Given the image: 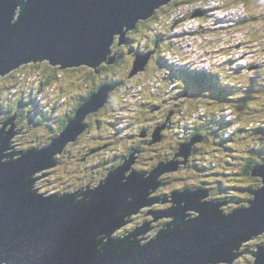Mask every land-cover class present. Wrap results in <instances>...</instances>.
<instances>
[{
  "label": "water",
  "instance_id": "1",
  "mask_svg": "<svg viewBox=\"0 0 264 264\" xmlns=\"http://www.w3.org/2000/svg\"><path fill=\"white\" fill-rule=\"evenodd\" d=\"M171 1L0 0V76L24 63L44 59L62 67L88 64L98 71L104 60L108 64L116 61V50L127 42L129 31ZM18 6L22 7L21 16L13 23ZM117 36V48L112 53ZM153 52L135 55L130 76L145 68ZM113 87H100L76 110L64 136L55 137L42 149L21 152L11 146L18 111L0 122V264L231 263L240 253H252L251 264H264V243L254 251H238L246 240L264 232V163L252 169L261 184L250 192L253 197L248 205L230 212L220 207L227 203L225 200H204L211 194L208 189L175 191L171 200L168 196L146 198L160 184H168L159 182L158 176L178 169L181 161L173 160L174 156L149 175H125L138 156H134L138 148L122 165L110 170L93 191H75H84V196H74L75 192L46 196L33 188L37 179L49 173L38 178L33 175L59 163L51 160L53 155L74 140L83 128L81 121L106 103ZM9 123L10 129L5 131L4 125ZM202 139L195 134L181 144L178 154L185 157L183 163ZM7 149L13 151L5 161L2 158L8 156L3 151ZM16 154L21 156L11 159ZM160 199L173 204L165 213L157 211L152 216L173 218L155 240L140 242L150 229L147 222L125 237L111 238L132 212Z\"/></svg>",
  "mask_w": 264,
  "mask_h": 264
},
{
  "label": "rangeland",
  "instance_id": "2",
  "mask_svg": "<svg viewBox=\"0 0 264 264\" xmlns=\"http://www.w3.org/2000/svg\"><path fill=\"white\" fill-rule=\"evenodd\" d=\"M193 3H191V2L187 3L186 2L185 4H193ZM162 7H163V5L159 8H162ZM199 9L202 12L203 11L206 12L204 10V8L184 9V8H182L181 5L174 6L173 4H171V6L169 8H167L166 13L160 12V14H163V17L161 16L162 21L159 18V20L156 21L157 23L154 24V26L165 24L166 28H165L164 32L158 33L156 31V33L159 34L161 40L162 39L164 40L166 38H171V40H173L176 37L187 34V33H180L179 35H174L172 29H174L178 24H180L182 19L189 18V16L193 15V12H191V11H197ZM172 12L176 13V17H178L179 14H183V13H185V14L176 20L175 24H177V25H175V26L171 25V28H170L168 22L172 19V15H171ZM206 14L207 13H205V15L204 14L195 15V16H192V18H207ZM239 23H240V25H243V24L247 23V21L246 20L240 21ZM154 26L152 27L151 31L154 30ZM168 28H169V32L172 33V35L169 33H166V32H168ZM221 30H223V29H221ZM196 35H199V33H196ZM251 38H252V40H256V41L260 40V37L258 36V34L252 35ZM115 41H116V39H115ZM166 42L167 41H163L161 43V46H160L159 53L161 54V57H160L161 60L159 62H156V61L151 60V57H150L145 68L143 70L139 71L138 73H136L137 74L136 78L139 80V82L135 83V81H137V79H135V81L134 80L130 81V84L132 86V90L134 92L139 93L141 91L140 85L145 86L143 91H142L141 96H144V94H149V95L151 94V92H152L151 88L153 85L149 83L150 81H154L157 79L161 80L162 82H163V80H166V79H170V82L174 81V80L178 81V79L185 78L187 73L192 72V71L188 70L187 68H176V69H178V72L177 71H174V72L177 75H161L163 73V70L168 69L169 72H171V70L173 69V68L168 67V64H171V63L167 58H165V55L163 52V48L166 47ZM138 43H136V46H138ZM246 43H247V40L243 41L242 44L236 45V47H241V46H243V44H246ZM116 46H117V44H116ZM116 46L113 45V47H112L113 53L115 51L114 48ZM261 46L264 47V42H262ZM129 49L131 50V49H133V47H130ZM130 50L128 53L131 52ZM178 52H179L180 56H184L186 54L182 50V46ZM152 54H151V56H152ZM246 55H247V53H246ZM33 62L34 61L28 62L26 64L24 63L23 65H20L16 69L8 72L3 77H0V110H1L0 111V122L11 117V116H9V117L6 116L9 113V111L8 112L6 111L7 107L10 106V108H12V110L14 111L16 108L15 109H13V108H14V106H16V103H18V107H17L16 111H18L20 114L18 113L17 117L13 121L14 125H15L14 126L15 135L13 137H11L14 140V141H12L13 148L17 151H20L23 149H26L24 151H29V150L33 149L32 147H30L31 145H30V142L27 140V138H28L27 136L34 135L35 132H38V131L41 132L42 135L37 134L35 136V137H37V141H32L33 142L32 145L40 146L37 148H45L49 145L48 142H46L50 139L49 138L50 130L47 127L48 125L38 122V119H37V121H34L31 118V117H33L31 114L34 113L33 109L36 106L31 101L32 100L31 98H33L37 94L36 100H39L40 98H42L43 100L47 101V99H48L45 90L41 91L39 89V87L44 82V79H45L44 68L49 64V62L47 59L40 60V61H37L38 64H36L35 66L33 65L35 63H33ZM229 65H235L233 68H236L238 66L236 58H233V59L229 60L228 62H226V64L223 65V67H226V68L223 71L220 70V73L223 72L227 77H228V75H227L228 73H227L226 69ZM256 67H260V65H257V64L244 65V66H241L240 68L239 67H237V68L239 69V71H245L246 69L248 71H251L252 68H256ZM31 68H34V69H31ZM118 68H121V66H119ZM94 69L96 70V68H94ZM161 69H162V71H161ZM82 70L83 71H75L74 75L71 74V72H70L71 70L69 72H65L63 74L64 80L61 83L62 84L61 88H62V90H64V92H65V89L68 90L69 88H71L69 93H74L75 89L78 87L76 85L75 79H78V82H79V79L81 78L79 74H84V75L87 74V70L84 71V68H82ZM96 72H97V70H96ZM244 73L245 72L240 73V75L238 77H234L233 78L234 80L230 79L231 80V82H230L231 87L229 89L236 91V94H238L237 101H230L229 102V106L232 108V111L234 113V115H232L234 117L233 119L236 122L234 125L239 126L238 122H241L242 124H249V122H250V124L252 125L254 121H258V120H260L259 123L264 124V120H261V119H264V95H261L262 97L261 96L257 97V95H260V93L262 92L261 89H264V84H259L257 77H248V76H245ZM46 74H47V72H46ZM73 77H75L74 80H73ZM88 77H90V76H88ZM211 78H214V79L211 80ZM215 78H218L217 74L215 76L214 75H211V76L208 75L206 78V81H208V84H205L204 88L206 90H214V92H216V94H218L219 90H223L224 87H223V83H221L222 82L221 80H220V84L216 85ZM94 79L95 78H93V80ZM85 81L79 82V84H85ZM234 81H236V82H234ZM168 82H169V80H168ZM209 82H211V83H209ZM187 83H189V82H187ZM84 86H87V85H84ZM134 86H135V90H134ZM77 90H79L80 96L86 94L85 91L83 90V85H80L79 88H77ZM46 91L52 92L51 89L46 90ZM110 91L111 90H109L108 92H110ZM133 91L131 92L132 97L137 98L138 97L137 94H135ZM256 91H258V92H256ZM209 92L212 93V91H209ZM197 93H199V92H197ZM79 95L77 97H79ZM197 95L199 96V94H197ZM202 96L205 97V99L203 100V103L206 105H208V102L210 101V99L217 100L214 96H212L211 94H208V93H202ZM49 100L50 99H48V101ZM75 101L76 100L74 99V101L68 102L66 105V108H69L70 106L74 105ZM127 101H128V109H130L132 111V109H133L132 101L131 102L129 100H127ZM61 106L65 107V104L62 103ZM29 108L32 109V111ZM231 108H226V109H231ZM27 109H29L31 111V114L29 112H27ZM178 110L179 109H176V111H178ZM62 111H63V109L60 110V108H59V112H60L59 114H63ZM93 111H95V110H92L91 112H93ZM217 112H220V110ZM14 113H15V111H14ZM25 114L28 116V118L30 120L29 122L27 120L24 121V117H22V115H25ZM88 114H90V113L88 112L87 115ZM104 115L105 114H102V116H104ZM226 116L228 117V115H226ZM95 118H96V116H95ZM236 118H237L238 122L236 121ZM196 119H197V117L190 118V121H194ZM231 120H232V118H231ZM81 123H82V121H81ZM1 125L3 126V123H0V127H2ZM10 126H11V123L6 125V127H8V128H10ZM128 128L125 130L126 133H128V132L133 133L132 127L130 129H128ZM239 128H240V126L235 130V131H237V133L234 134L235 135L234 140L233 141L231 140V142L229 144H225V147L227 148L226 149L227 153L223 152V155H221V151L218 150L216 152V150L214 148H211V146L207 147L208 153L207 152L205 153L204 151H206V149H205V147H201V146H203V145H201L198 150L196 149V151L198 152L197 155L200 154V156H204L205 158L211 157L210 162L208 159H204V160L199 159L198 164L195 165V163L193 164L192 162H189V160H188L185 163V165H189V168L184 169L183 167H186V166H183L180 169V167H179L178 172L170 178V180H172V183L169 185L167 184L166 186H161L158 189H154L153 192L151 193V198H154L156 196L162 197L161 194L166 193L163 195V197L168 196L170 199H172V197L170 196L171 195L170 193H173L172 192L173 190L189 188V185L191 188H193L195 184H200L201 182H206V180L210 179V178H214V180H215L214 184L212 185V190H213L214 195H215L214 197L219 196V195H223L224 200H230V198L235 197L236 196L235 189L237 188V186L241 185L243 187V189L246 188V186H248L247 184L250 182V179H247L244 176H242L240 173H238V172H240L239 171L240 168L238 167V162L234 165V167H232V165H231L232 163H230L231 166L226 167V163L228 161L235 162V161H232V159L235 157H237V158L240 157V156H238V154L240 155V154H242V152H244L243 146H247L248 143L253 142V140L262 131V129H258L257 132H255V133H248L245 131H241ZM93 130H94L93 133H91L90 131H85L83 134L84 138L81 139V142L79 140H77L75 144L69 143L67 147L66 146L63 147L64 151L62 153H59V154L55 153L57 156L59 155V159L56 160V161H59V163H56V165L53 167H50L48 169H44L40 172L38 171L36 173L37 177L44 175L46 173H49V174L37 179L36 183L34 184V189L38 188L37 191H40V193H47L49 195V194H52L54 192H64L66 190L67 191L69 190L71 192H75L78 190H87L88 188H90V187L85 186L87 183L86 181L88 180L89 176H88V173L85 172L84 170H82V173L86 174L88 177L86 176L87 179L83 185L80 184L81 179H83V177H84L77 170V168L80 166V163L87 161V163H89L90 165H94L95 167H97V169H95V170H97V172H99L100 169H102V167L100 165L101 164L100 159H105L110 155L112 156L111 153L113 151H116V149L114 150L112 148H110L108 150L105 148H94L96 153H94V152H93V154L90 153L92 155L90 158H85L82 160L79 159L76 155L77 154L76 151H78V152L80 151V153H82V152L86 153L87 151L90 150V149L88 150L89 146H91V145L97 146V131H95V129H93ZM82 132L80 134H82ZM158 132L159 131H157V133ZM158 136H159V134H156L155 139L158 138ZM90 137H91V140H88V138H90ZM70 141H74V140H70ZM201 141H197L193 145V147L201 144ZM129 142L130 141H127L126 143L122 142L121 145L125 146V148L130 147L131 143H129ZM46 143H47V145H46ZM74 145L76 148L73 147ZM160 146L165 148L164 144H161ZM73 149H74V151H72ZM245 150L247 151L246 148H245ZM8 151H13V149H9ZM8 151L4 150L3 152L8 153ZM192 151L193 150L191 149L189 157L191 156ZM247 152L249 153V155H251V153L249 151H247ZM121 154L124 155L125 151L121 152ZM139 154H140V152L139 153L135 152L134 156H137ZM147 154H149V153H147ZM226 156L227 157L229 156L227 158V160L224 159ZM144 157H145V155L142 154V158H144ZM15 158H17V157H15ZM142 158L140 159L138 164L146 166L145 164H143L144 161H142ZM176 159H178V157H175L173 160H176ZM137 160H138V158L136 157L135 161L133 163H136ZM203 163H209L208 168H204ZM178 164H180V163H178ZM182 165H184V163ZM136 167H137V165H136ZM139 168L141 169L142 167L140 166ZM237 168H239V169H237ZM235 169H237L238 172H235L234 171ZM104 170L106 171V170H108V168H105ZM132 170H133L132 168H129L127 171H125V175H129L131 172H133ZM166 173L167 172L161 173V176L166 177V175H164ZM149 174H150V172L148 173V175ZM188 174H190V175H188ZM106 176H108V175H105L103 177H106ZM229 178H233V179H229ZM93 179L96 181V185H94V183H95L94 181H91L90 185H94V186H92L94 188L95 186L98 185L99 181L97 183L96 179H98V178H96V177H94ZM63 181H64V183H63ZM70 181H72L73 183H71ZM220 182H224V183L220 184ZM250 183H253V181H251ZM250 183H249V185H251ZM241 192H239V196L243 195V193H241ZM240 198H242V197H240ZM206 199H207V197L204 198V200H206ZM160 202H161V200L154 202L152 205H147L144 208H142L138 213L133 214L130 217V218H132L131 222H130V218H129V222L125 223V225L121 229L117 230L114 235H117V236L125 235L126 236L130 232H132L134 229H136L137 227H139V226H141L147 222V223H149L150 229L143 235L142 240L147 241L152 236H156L157 233L167 223L171 222V220L173 218L171 216H162V217H159L157 219V218L152 216V214L154 213L153 211L156 212L158 210L165 209L164 208L165 206H162V205H164V204L169 205L171 203V202H166L163 204ZM225 205L226 204H223L220 207H223ZM230 208H233L231 204L226 206L224 210L229 211V210H231ZM159 221H161V222H159ZM261 241H264V234H260L256 238L245 241L243 243V245L241 246V249H239V251H242L245 248H249L250 251L255 250L257 248L256 246H258V244H260ZM237 258H236L237 260L234 262V264H250L254 261V257L251 253H244V254L238 256ZM215 264H227V263H215Z\"/></svg>",
  "mask_w": 264,
  "mask_h": 264
},
{
  "label": "trees",
  "instance_id": "3",
  "mask_svg": "<svg viewBox=\"0 0 264 264\" xmlns=\"http://www.w3.org/2000/svg\"><path fill=\"white\" fill-rule=\"evenodd\" d=\"M171 2L174 6H177V5L182 6V5H185L186 2L187 3H190V2L193 3V2H195V0H172ZM165 6L163 5V7H165ZM166 11H162L161 8H159V10L157 12H155V14L153 16H151L150 18H148L146 20L149 22V24L152 25L151 29L154 26V24L157 23L156 21L159 20V18L161 19L163 17V15L160 14V12L166 13ZM161 21H162V19H161ZM165 28H166V25H165ZM160 45H161V43H160ZM130 46L132 47V45H130ZM170 46L171 45H168V46L166 45L167 48H169ZM166 47H164V48H166ZM135 49L137 51L140 50L139 46H136V44H135V46L133 45L132 51H134ZM140 52H142V51H139V52L134 51L133 58H135L136 54H142ZM132 53L133 52H130V54H132ZM146 53H148V52H146ZM120 55H122V51L120 52V49H119V51L117 52V59ZM123 57H125V56L123 55ZM117 59L114 62L115 64L112 63V64H114V67L112 64L103 63L98 67L97 72L95 69H92L89 66L62 67L61 64H54L53 65L50 61H48L49 64L44 68L45 79H44V82L42 83V85L39 87V89L41 91L45 90L47 97L50 100L48 101V99H47V101H45L42 98H40V100H36L37 94L33 98H31L32 99L31 101L34 104L37 103L38 105L43 106V108H42L43 110L41 113H38V111H37L38 105L35 106L36 107L35 108V115H32L33 116V117H31L32 120L37 121V119H38V122L48 125L47 127H50V131H52V132H58L60 130L59 134L57 133L53 137H52V135L49 136L50 139L47 142H52L55 137H57L58 135L61 134V130L65 131V129L68 128L66 126L69 124L73 115H75L77 108L80 107L86 100H88L94 93H96L99 90V88L101 87L100 85L102 84L101 83L102 81L100 82V80L105 79L103 74L101 73L102 69L105 70L106 74L107 73L110 74L109 78L111 80L107 81V83L109 85H111V86L113 85L114 87L115 86L118 87L120 84H123V85H120L121 86V92H120L121 95H118V97H117V95H113V94L118 92V88L111 90L110 91L111 93L109 92V96H108L109 99H107L106 103L104 105L100 106L99 109L95 110L94 112H89L90 114L88 115V117H86L84 119V123L87 125V128H89L88 125H90V128H91L90 131L95 129V131H97L98 135H100L101 137H103V133L100 132L102 129L101 127L104 128L103 125H106L105 128H107L108 131L112 130L115 133H118V135L124 134L123 136H125L126 138L127 137L128 138H134L135 137L136 142L127 148V150L123 156H120L121 149L117 148L119 145H115V146L113 145L115 147L116 151H113L111 153L112 156L110 155L106 159H102L100 161L101 166L103 168L99 172H97V171L94 172L93 165H90L89 163H87V161H85L83 163L81 162L80 166L83 165L82 167L84 168V171L88 173L89 177L86 174L82 173L80 166L77 168V170L81 175L87 176L88 179L94 178V177L99 178L101 175H103L102 173H103V171H105L104 170L105 168H108V170L109 169L111 170L112 169L111 167H115L116 165H118V162H122L121 158L122 159L125 158L124 159V161H125L130 156V154L134 151V149L136 147L139 148L140 152H142L144 155H145V153H149L148 155H145L144 158H142V154H141V157L136 161V163H134V169L133 170L136 172H148V173L152 172L153 169H156L158 167V165H159L158 161L160 163V160H163L161 158H164L166 156L164 148H162L160 146L161 140H158V141H155L152 143L151 138L148 136L147 139L151 142H150V144H145L144 140H146V139L140 138V133L144 129L143 128L144 122H142V120H141L143 114L140 115V113L138 111H135L134 114H129V115L118 114V110L121 113H124V112L132 113V111H133V109L131 111L128 108H127L128 110H125V109H123V106H125V105L128 106V101L126 98L128 96H132L131 92L133 91L132 86L130 84V81L133 80V78H136L137 74L130 76V73H131V70L133 67V62H132V67L130 68V70L127 68H118L121 65V62L125 58L122 61H120L119 63H117L118 62ZM132 60L134 61V59H132V56H131V61ZM33 63H35V64H33L34 66L36 64H38V62H33ZM82 68H84V71L87 70V74H85V75L79 74L81 77L79 79V82H83L86 80L85 84H79L78 79H75V80H76V85L78 86L77 88H79L80 85H83V90L85 91L86 94L80 96L79 90H77V88L75 89L74 93H69L71 88H69L68 90L65 89V92H64V90H62V88H61V86H62L61 83L64 80L63 74L65 72H69L71 70L70 71L71 74L74 75L75 71H83ZM99 68H101V70ZM225 68L226 67L221 66V69H225ZM228 68H229V72L231 73V75L228 76V78H234V74L238 73L237 75H240V73L245 72V71L240 72L238 68L234 69L230 66H228ZM31 69H34V68H31ZM226 70H227V73H229L228 69H226ZM174 71L178 72V69H175ZM46 72H47V74H46ZM216 74L218 75V78L222 77V75L219 71H217V72H210V71L189 72V73H187L185 78H182V80L178 81V82H179V84H180V82H182V84L185 85V87H188L187 82H189V83L191 82L194 84L199 83L200 85L205 87V84H208V81H206L207 76L208 75L209 76H211V75L215 76ZM88 76H90V77H88ZM94 77H95V79L93 80ZM74 78L75 77H73V80H74ZM96 82H97V85L94 84ZM135 83H137V82H135ZM209 83H211V82H209ZM84 85H87V86H84ZM126 85H128L129 87H127ZM216 85H218V84H216ZM225 87L227 88V86H224L223 90H219L218 94H214V97L217 100H213V101L208 102V105L200 102L198 105H188V107H186V103H184V102L187 100L181 101L180 99H178L175 89H174L175 94H172V97L170 95H168L169 96L168 99H170L171 104H173L175 107H177L176 109H179L180 113L188 108L185 112H187V111L191 112L193 114L192 116H194L193 118H195L196 116L199 117V119H196L193 121V124H194L193 129L187 130V127H185V126L188 125V122L184 121L176 127V130H178V134H180L183 138H185L186 136H189V138H188L189 140L191 139V137L195 133L196 134H202L204 137V140L202 141L203 143L199 144L196 148L198 150L199 147L201 145H203L201 147H205V149H206V151H204L205 153L206 152L208 153L207 147H209V146H213L214 149L216 150V152L219 150V151H221L222 154H223V152L227 153V151H226L227 148L225 147V144H229L231 142V140L232 141L234 140V137H235L234 134L237 133V131H235V130L239 126H240L239 129L241 131H245L248 133H255V132H257L258 129H262V131L258 134V136L253 140V142L255 143L254 145L252 143H248L247 146H243L244 152H242V154H240V155L238 154V156H240L239 158L242 159L241 164H240L241 167H239L240 172L237 171V169H239V168L234 170L235 172L240 173L245 178L250 179V182L253 181V183L249 182L251 185H249V183H248L247 184L248 186H246V188H244V189L241 185H238L237 186L238 189L237 188L235 189L236 196L231 199L232 203L234 202V199H237V200L242 199V202H240V203H247L248 204L250 199L253 197V195L250 192L252 190H255L256 188H258L261 184V178L259 176H253L252 175V169L255 165L260 164V162H264V142L262 141V140H264V124L259 123L260 120L254 121L252 125L250 124V122H249V124H242L241 122H238V120L236 118V121L238 122L239 126L236 127L235 130L230 131V129L233 127V125L236 122H235V120H233V121H231V119L228 120L227 117L225 115H223V111H225L226 108H231L229 106V102L230 101H237L238 94H236V92H234L232 89H226ZM50 89L52 90V92L46 91V90H50ZM156 89H157L156 91H154V92L152 91L151 93H153L152 96H154V98L156 97V99H157L159 96L158 93L160 94L161 91H162V93L168 92L169 86H168V84H165V81H163V82L161 81V83L156 87ZM134 90H135V86H134ZM186 90L187 89H185L183 87L182 91H186ZM263 90L264 89H262V91ZM134 93L137 94L138 97H141V95L139 93H137V92H134ZM78 95H79V97H77ZM113 96H115L117 98L115 102L110 100V97H113ZM74 99L76 100L74 102V105L70 106L69 108H66L67 103L70 101H74ZM139 101H141V99ZM62 103L65 104V107L61 106ZM144 104H146V103L142 104V107H143L142 112L144 111ZM17 107H18V103H16V106H14L13 109L16 108L14 111L17 110ZM59 108H60V110L63 109V111H62L63 114H59L60 113ZM29 109H27V112H30L31 109L30 110ZM67 110H69L71 112L67 113L68 112ZM219 110H220V112H217ZM6 111L7 112L9 111L8 115H6L7 117L14 114V111L12 110V108H10V106L7 107ZM99 111H102L103 112L102 114H105V115L102 116L101 118H99V123H98L97 122V112H99ZM92 115L94 116V118L91 117ZM183 115L184 114H182V116ZM226 115H230V114L226 113ZM231 115H234L232 108H231ZM95 116H96V118H95ZM261 120H264V119H261ZM129 121H131L133 124L128 123ZM97 123L99 125H97ZM63 125L65 128L63 127ZM130 126L134 127L133 133H129V132L126 133L125 130ZM105 128H104V131H107V129H105ZM128 129H130V128H128ZM187 131H189L188 134H187ZM37 134L42 135L41 132L38 131V132H35L34 135L27 136L28 137L27 140L30 142V145H31L30 147H40L38 145L37 146L32 145L33 144L32 141H37V137H35ZM151 137H152V135H151ZM75 141H70L69 143L75 144L76 143ZM80 142H81V139H80ZM89 148L91 150V151L89 150V153H92V152H95V149H91V148H97V146L91 145V147H89ZM245 148L247 149V151H249L251 153V155H249V153L245 150ZM105 149L108 150L110 148H105ZM23 150H26V149H23ZM9 152H11V151H9ZM76 152H77V154H76L77 157L79 159H83V156L85 155V153L84 152L80 153V151L79 152L76 151ZM228 157L226 156L224 159L227 160ZM141 158H142V161H144L143 164H145L146 166L138 164V162L140 161ZM199 159H202V160L208 159L210 162L211 157L205 158L204 156H200V154H199V155H197L196 159L192 163L193 164L195 163V165L198 164ZM230 163H232L231 164L232 167H234V165L236 164V163L228 161L226 163V167L231 166ZM105 164H108V166L106 167ZM136 165H137V167H136ZM203 165L202 166L204 168H208L209 163H203ZM140 166L142 167L141 169L139 168ZM185 166H187V165H185ZM108 170H107V172H108ZM83 178H85V177H83ZM85 179H87V178H85ZM103 179H104V177L101 178L100 180H103ZM229 179H233V178H229ZM164 180L167 181L166 177L164 178ZM208 181H211V180L207 179L206 182H203L205 184L204 186L211 188L215 181L211 182V183H209ZM70 182L73 183L72 181H70ZM63 183H64V181H63ZM223 183L224 182H220V184H223ZM83 184L84 183H82L81 185H83ZM199 186H203L202 183H200ZM189 188H191L190 185H189ZM239 192L243 193V195L239 196ZM57 193H61V192H54V193H52V195H55ZM44 194L46 195V193H44ZM214 196L215 195L213 192L212 193V199L217 198V200L220 202L223 199V195H219L216 197H214ZM156 197H158V196H156ZM240 197H242V198H240ZM160 200L162 201V199H160ZM168 200H171V199L168 197ZM166 202L172 203L173 201H166ZM166 202H163V204ZM160 203H162V202H160ZM165 205L166 204H164L162 206H165ZM239 205L240 204H238V203H234V204H232V207L237 208ZM153 212H155V211H153ZM225 212H230V211H225ZM159 222H161V221H159ZM143 242H145V241H143ZM260 243L263 244L264 241H261ZM256 247H258V246H256Z\"/></svg>",
  "mask_w": 264,
  "mask_h": 264
},
{
  "label": "clouds",
  "instance_id": "4",
  "mask_svg": "<svg viewBox=\"0 0 264 264\" xmlns=\"http://www.w3.org/2000/svg\"><path fill=\"white\" fill-rule=\"evenodd\" d=\"M170 3L172 2H169L168 4ZM182 8L184 9L204 8L208 11V15L206 14L207 18L189 17L182 19L181 23L178 26H176L174 29H172V31L175 33H187V34L176 37L173 40L167 42L171 44L172 47L164 48L163 52L165 58H167L170 61V63H172V64H168V67L173 69L171 70V72H169L168 69H165L163 70V73L161 75H177L174 72V69L176 68H187L192 72H199V71L217 72L220 70L223 71L224 69H221V66L226 64V62H228L229 60L236 58L238 63L237 67L239 68L244 65H252V64L260 65V67L252 68L251 71H248L246 69L244 75L248 77H257L258 83L264 84V47L261 46L262 42H264V0H195L193 4L182 5ZM158 10L159 8L156 9L155 12H157ZM197 11H201V10L199 9ZM197 11H193V15L191 16H195L194 13ZM21 12H22V7L18 6L15 11L14 19L12 21L13 23L19 21ZM205 13L206 12L203 11L204 15ZM171 15H172V19L168 22L170 28L173 20L176 19V13H172ZM245 20L247 21V23L240 25L239 22ZM163 30L164 29L162 25H155L154 30L151 31L149 35L154 37L156 31H163ZM196 33H199V35H196ZM254 34H258L260 40L258 41L252 40L251 37ZM118 39L119 37L117 36V40ZM245 40H247L246 44H243V46L241 47H236V45L242 44V42ZM147 42L148 41L145 40V43ZM181 46H182V50L186 53L184 56H180L176 54L177 50L181 49ZM221 75H222L223 87L227 86L226 89H228L227 83H230L231 80H229L228 77L223 72H221ZM227 75L230 76L231 73L229 72ZM181 80L182 79H178V81ZM163 81H165V84H168L169 86L168 92L174 90L175 89L174 86L178 82L176 80L170 82V79H166ZM159 82L161 83V80L158 79L149 82L150 84L153 85L151 91L154 92L157 90L155 85L158 84ZM144 87H145L144 85H140V90L143 91ZM142 98L144 97L141 96V97L133 98L132 96H128L126 99L132 101L133 104L132 113H128V112L121 113L118 110V114H123V115L134 114V112L138 110L136 105L138 101ZM116 99L117 98L115 96L110 97V100L113 102H115ZM35 105L38 104L35 103ZM35 108L33 109L34 113H32L31 115H35ZM42 108H43L42 105L37 106L38 113L42 112L43 110ZM31 111L29 113H31ZM226 113H229L230 115H228L227 117ZM192 115L193 114L191 113L185 120L188 122V125L185 126L187 127V130L191 129L192 127L193 121H190V118L194 117ZM223 115H225L228 120L231 118H232L231 121L234 120L233 119L234 117L231 115V109H226L225 111H223ZM74 116L75 115H73V117ZM84 119L82 120V123L84 122ZM197 119H199V117H197ZM236 127H238V125H233L230 131L235 130ZM4 130L7 131L6 128H4ZM188 133L189 131H187V134ZM198 135L202 136L203 138L202 141H203L204 140L203 135L202 134H198ZM262 141L264 142V140ZM68 144L69 141L66 142L65 146H67ZM34 149H42V148H34ZM125 161L119 163L114 169L122 165L123 162ZM263 163L264 162H260V164ZM138 173H143V172H138ZM33 177H37L36 174L33 175ZM106 178L107 176L104 177V179L101 180L98 183V185L94 187V189L97 188L99 185H101L106 180ZM34 184H33V188H34ZM195 189L196 188L194 189L190 188L186 190H195ZM208 190L210 191V189ZM175 191H180V189H177ZM68 193H71V191H69ZM149 197L150 196L148 194L147 198ZM209 197L210 196H208L207 199L213 200L212 198L210 199ZM156 238H157L156 236H152L151 240H155Z\"/></svg>",
  "mask_w": 264,
  "mask_h": 264
},
{
  "label": "flooded vegetation",
  "instance_id": "5",
  "mask_svg": "<svg viewBox=\"0 0 264 264\" xmlns=\"http://www.w3.org/2000/svg\"><path fill=\"white\" fill-rule=\"evenodd\" d=\"M171 4L172 3H170V4H168L167 6H165L163 9L161 8V10L162 11H166L167 10V8H169L170 6H171ZM149 22L148 21H140L139 23H138V25H137V27L135 28V29H133V30H131V31H129L128 32V34H127V37H128V39H127V42L125 43V44H123V45H121V47L120 48H118V49H120V52L122 51V55H120L119 57H118V59H117V63H119L120 61H122L124 58V60L121 62V68H127V69H129L130 70V68L132 67V62H133V60L131 61V56H132V59H134L133 58V54H134V51H136V52H139V51H142V52H140V53H146V52H149V51H153L154 50V53L152 54V56H151V60H153V61H156V62H159L161 59H160V57H161V54L159 53V50H160V43H162V40H160L161 38H160V36H159V34H157V33H155V36L153 37V36H151V35H149V33L151 32V24H149ZM132 38V39H131ZM130 39V40H129ZM145 40H147L148 42L147 43H145ZM117 39H116V41H115V44H114V46H116V44H117ZM139 42V43H138ZM136 43H138V46H139V48H140V50H134V51H132V49L130 50L129 48L131 47L130 45H132V47H133V45L135 46V44ZM125 50V51H124ZM129 50L131 51V52H133L132 54H130V53H128L129 52ZM115 52V51H114ZM128 54V55H127ZM123 55L125 56V57H123ZM127 58V59H126ZM150 60V61H151ZM115 64V63H114ZM114 64H112L113 65V67H114ZM149 65V64H148ZM82 66H89V65H82ZM89 67H91L92 69H94V67H92V66H89ZM100 70H101V68H99ZM97 70V69H96ZM220 72V71H219ZM101 73L103 74V76H104V78L105 79H101L100 80V82L102 83L100 86L102 87L103 85H109L108 83H107V81H109V80H111L110 78H109V76H110V74L109 73H105V70L104 69H102L101 70ZM239 75H237V74H234V77H238ZM95 78V77H94ZM142 78V77H141ZM135 79H137V78H133V80L135 81ZM212 79H214V78H211V80ZM229 80L230 79H233V78H228ZM220 80L222 81V77L221 78H215V83L216 84H220ZM234 80V79H233ZM93 81V80H92ZM252 81V80H251ZM99 82V83H100ZM135 82H139V80L137 79V81H135ZM219 82V83H218ZM234 82H236V81H234ZM222 83V82H221ZM94 84H96L97 85V82L96 83H94ZM228 84V89L231 87V83H227ZM120 85H122V84H120ZM118 86V87H113V89H115V88H118V92L117 93H115V94H113V95H117V97H118V95H121L120 94V91H121V86ZM188 85V87H185V85H183L182 84V82H180V84H179V82H177L176 83V85L174 86V88H175V90H176V93H177V97H178V99H180L181 101H185V100H187V101H185L184 103H186V107H188V105H198L200 102H202L204 99H205V97H203L202 96V93H208V94H211L212 96H214V94H216V92H214V90H206L202 85H200L199 83H197V84H194V83H188L187 84ZM183 87L185 88V89H187L186 91H182V89H183ZM112 89V90H113ZM209 91H212V93L211 92H209ZM259 91V90H258ZM258 91H256V92H258ZM261 91H262V89H261ZM181 92V93H180ZM196 92V93H195ZM197 92H199V93H197ZM234 92H236V91H234ZM111 93V92H110ZM166 95H165V94ZM164 93H162V91H161V93L159 94L158 93V98L156 99V97L154 98V96H152V94L153 93H151L150 95L149 94H144V98H142L141 99V101H139L138 103H137V105H136V107L138 108V112L140 113V115H142V122H144V124H143V130L141 131V133H140V138H144V139H146V140H144L145 141V144H150V142L151 141H149L148 139H147V137L149 136L150 138H151V140H152V143L153 142H155V141H158V140H161V144H164V151H165V157L164 158H161V159H163V160H160V163H163V162H170V161H172V157H178V160L179 161H181V163L180 164H178V168L180 167V169H181V167H183V166H185V163H184V165H182L183 164V161L185 160V157H183L182 155H180V154H178V148L181 146V144L183 143V142H185V141H188L189 139V136H186L185 138H183L180 134H178V130H176V127L180 124V123H182V122H184L186 119H187V117L191 114V112H185L186 110H182L183 112H181L180 113V111L178 110V111H176V108L177 107H175L173 104H171L170 103V99H168V95H170L171 97H172V94H175V91L174 90H172L171 92H164ZM180 93V94H179ZM139 94L140 95H142V91H140L139 92ZM179 94V95H178ZM197 94H199V96L197 95ZM261 95H264V90L260 93V95H258L259 97L261 96ZM257 96V97H258ZM262 97V96H261ZM237 98H238V96H237ZM109 99V98H108ZM209 99V98H208ZM210 101H213L212 99H210ZM209 101V102H210ZM143 103H146V104H144V111L142 112V104ZM127 108H128V106H123V109H125V110H127ZM97 109H99V107L97 108ZM141 110V111H140ZM68 112L67 113H69L70 111L69 110H67ZM16 113H18V112H16ZM103 112L102 111H99V112H97V122L99 123V118H101L102 117V114ZM107 114V113H106ZM182 114H184L183 116H182ZM15 117V115L12 117V119ZM22 117H24V121H30L29 120V118H28V116L25 114V115H22ZM88 117V116H87ZM92 118H94V116L92 115ZM61 122V121H60ZM97 123V125H99ZM128 123H132L131 121H129ZM133 124V123H132ZM4 126H6V124L4 125ZM15 126V125H14ZM89 126V128H87V125L83 122V128L82 129H80V131L78 132V134H76L75 136H74V140L76 139V141L77 140H79L80 141V139H82V138H84V132L85 131H90V125H88ZM101 126V125H100ZM104 126V128H105V126L106 125H103ZM63 127H64V125H63ZM62 127V128H63ZM123 127V126H122ZM193 127H194V124L192 125V127H191V129H193ZM7 130L8 129H10V128H8V127H5ZM61 128V129H62ZM102 129H101V131L100 132H102L103 133V137H101L100 135H98V133H97V148H112V149H115V145H119L117 148L118 149H121V152H123V151H125L126 152V150H127V148H125V146H123V145H121L122 144V142H127V141H130L131 142V145L132 144H134L135 142H136V138L134 137V138H126L125 136H123V135H118V133H115L114 131H112V130H109L108 131V129L107 128H105V129H107V131H104V128L103 127H101ZM129 128H131V127H129ZM48 129L50 130V127H48ZM132 129H133V131H134V127H132ZM60 131V130H59ZM59 131L58 132H52V131H50V136L52 135V137L53 136H55L57 133L59 134ZM83 131V132H82ZM93 131L94 130H91L90 132L91 133H93ZM157 131H159L158 133H157ZM82 132V134H80ZM64 130H61V134H60V136H64ZM152 135V137H151V135ZM156 134H159V136H158V138H156L155 139V136H156ZM196 134V133H195ZM15 135V132H14V134H13V136ZM78 135V136H77ZM12 136V137H13ZM88 140H91V137L90 138H88ZM12 141H14L13 140V138H11V146L13 147V143H12ZM75 141V142H76ZM47 142V141H46ZM49 143V142H48ZM201 143H203V142H201ZM253 143V145L255 144L254 142H252ZM160 144V145H161ZM114 145V146H113ZM125 145V144H124ZM130 145V146H131ZM65 146V145H64ZM68 146V145H67ZM66 146V147H67ZM198 145H196L195 147H192V154H191V156L189 157V158H186V162L189 160V162H193L195 159H196V157H197V154H198V152L196 151V147H197ZM73 147H75V145L73 146ZM89 147H91V146H89ZM88 147V150L90 149ZM76 148V147H75ZM74 148V149H75ZM137 148V147H136ZM163 148V147H162ZM211 148H214L213 146H211ZM74 149L72 150V151H74ZM91 149H94V148H91ZM139 149V148H138ZM210 149V148H209ZM91 151V150H90ZM57 152H58V150H57ZM139 152H140V150H139ZM94 153H96V152H94ZM91 154H93V152L91 153ZM90 153H89V151H87L86 153H85V155L83 156V159H85V158H90L92 155H91ZM141 154H143L142 152H140V154L137 156V158L139 159L140 157H141ZM145 155H148L147 153H145ZM221 155H223L222 153H221ZM7 156H8V153H7ZM120 156H123V154H121L120 153ZM7 158H9V156L7 157ZM10 159V158H9ZM11 159H13V158H11ZM59 159V155L57 156L56 154H54L53 155V157L51 158V160H53V161H56V160H58ZM106 159V158H105ZM125 159V158H124ZM124 159H122L121 158V160L122 161H124ZM50 160V161H51ZM82 160V159H81ZM102 159H100V161H101ZM120 160V161H121ZM232 161H236V162H233V163H237L238 162V167H241L240 166V164H241V161H242V159L241 158H237V157H235V158H233L232 159ZM83 163V162H82ZM101 163V162H100ZM119 163H121V162H118V164ZM159 163V161H158V164H160ZM101 165V164H100ZM105 166H108V164H105ZM117 166V165H116ZM115 166V167H116ZM93 167H94V172H96L97 170H95V169H97V167H95L94 165H93ZM102 167V166H101ZM115 167H111L112 169H114ZM103 168V167H102ZM133 168H134V165H133ZM184 169H188L189 168V165H187L186 167H183ZM80 169L81 170H84V168L83 167H81L80 166ZM111 169V170H112ZM179 169V170H180ZM101 170V169H100ZM109 171H110V169L108 170V172H107V170L106 171H103V175H101L98 179H96L97 180V183H98V181L101 179V178H103V176L104 175H109L108 173H109ZM165 172H167L166 174H164V175H166V178H167V181H165L164 180V178H165V176H161L160 178H158V181H160V182H164V183H168V185L169 184H171L172 183V181L170 180V178L173 176V175H175L177 172H178V169L177 170H170V171H165ZM144 173V172H143ZM148 173V172H147ZM188 175H190V174H188ZM85 178H86V176H84ZM123 177L124 178H126V176L125 175H123ZM123 177H121V178H123ZM38 178V177H37ZM85 178H83V179H81V183L80 184H82V183H84L85 181H86V179ZM169 179V180H168ZM154 180H156V178L154 179ZM208 180H211V181H208L209 183H211V182H214L215 180H214V178H210V179H208ZM37 181V180H36ZM36 181H35V183H36ZM91 181H94L95 183H94V185H96V181L93 179V178H90V179H88L86 182V187H90V188H88L87 190H88V192H91V191H93L94 190V188L92 187V186H94V185H90V183H91ZM101 181V180H100ZM99 181V182H100ZM202 183V185L203 186H199L198 184H195L194 185V187L193 188H191V189H194V188H196V189H204V188H206V189H210V191H211V195H210V199L212 198V193H213V190H212V187L211 188H208V187H206V186H204L205 184L203 183V182H201ZM167 184H165V185H163V184H161L159 187H161V186H166ZM198 185V186H197ZM78 187V186H77ZM158 187V188H159ZM157 188V189H158ZM185 189H190V188H185ZM184 188L183 189H180L181 191H183V190H185ZM177 190V189H176ZM175 190H173L172 192H174ZM69 192V190L67 191H64V192H61V193H57V194H66V193H68ZM84 191H79V192H75V194H74V196H77V197H81V196H84L85 194L83 193ZM164 194H166V193H164ZM164 194H162L161 196L163 197V195ZM170 194H172V193H170ZM147 198V197H146ZM232 198H230V200H225V202H227L226 203V205L225 206H223V207H221L223 210L225 209V207L226 206H228V205H232V204H234V203H238V204H240L238 207H242V206H246L247 205V203H240V202H242V199H240V200H237V199H234V203H232V200H231ZM213 200H216V201H218L217 199H213ZM223 200V199H222ZM172 204H173V202L172 203H170L169 205H165L166 207H164L165 209H162V210H158L159 212H162V213H165L166 212V209H168V208H170L171 206H172ZM245 204V205H244ZM231 210H229V211H232L233 209H235V208H230ZM224 211H227V210H224ZM131 220H132V218H130V222H131ZM258 245H261V243L260 244H258ZM243 254V253H242ZM241 253H240V255H242ZM252 254V253H251ZM239 255V256H240ZM238 259V258H237ZM237 259H235L234 261H233V264H234V262L237 260Z\"/></svg>",
  "mask_w": 264,
  "mask_h": 264
},
{
  "label": "bare ground",
  "instance_id": "6",
  "mask_svg": "<svg viewBox=\"0 0 264 264\" xmlns=\"http://www.w3.org/2000/svg\"><path fill=\"white\" fill-rule=\"evenodd\" d=\"M204 10L206 11V13H207V15H208V11H207L206 9H204ZM172 13H173V12H172ZM158 22H159V21H158ZM162 25H163V24H162ZM171 47H172V45H171ZM171 47H170V48H171ZM119 48H120V47H119ZM114 50H116V47L114 48ZM116 51L118 52L119 49L117 48ZM178 51H179V49L177 50L176 54H177V55H180ZM103 63H106V60H104ZM103 63H102V64H103ZM53 65H54V64H53ZM83 65H88V64H83ZM80 66H82V65H80ZM89 66H90V65H89ZM222 66H223V65H222ZM229 66L233 68L235 65H229ZM236 68H237V67H236ZM236 68H234V69H236ZM227 69H228V71H229V68H228V67H227ZM3 76H4V75H3ZM3 76H1V77H3ZM91 95H92V94H91ZM8 130H9V129H8ZM8 130H7V131H8ZM75 140H76V139H75ZM75 140H74V141H75ZM32 148H37V147H32ZM8 150H9V149H7V151H8ZM23 151H24V150H21V152H23ZM63 151H64V149H62V151L59 152V153H62ZM8 152H9V151H8ZM3 153H5V152H3ZM20 155H21V154L13 155L12 158L15 159V157H20ZM9 158H10V157H9ZM9 158H7V157H3L2 159L5 160V161H7V160H10ZM127 159H128V158H127ZM127 159H126V160H127ZM55 165H56V164H55ZM55 165H54V166H55ZM133 165H134V163H132V164L130 165V168L134 169V168H133ZM51 167H53V166H51ZM48 168H50V167H48ZM48 168H45V169H48ZM42 170H44V169H42ZM42 170H40V171H42ZM40 171H39V172H40ZM132 171L134 172V170H132ZM143 174L148 175L147 172H144ZM160 177H161V174L158 176V178H160ZM159 182H160V181H159ZM160 185H161V184H160ZM160 185H159V186H160ZM159 186H158V187H159ZM158 187H156L155 189H157ZM152 192H153V191H152ZM152 192H151V193H152ZM151 193L149 194V196H150L149 198H151ZM43 194H44V193H43ZM44 195H45V194H44ZM47 195H48V194H46V196H47ZM233 203H234V202H233ZM152 204H153V203L148 204V205H152ZM145 206H147V205H145ZM145 206H143V207H141V208L135 210L134 212H132V213L129 215V218H130L133 214L138 213V212H139L142 208H144ZM129 218H128L127 222H129ZM127 222H126V223H127ZM124 225H125V224H123L122 226L118 227L117 229H115V230L111 233V238H112V239L122 238L123 236L125 237V235H123V236H117V235H114L115 232H116L117 230L121 229ZM263 233H264V232H262V233H260V234H263ZM260 234H258V235H260ZM258 235H257V236H258ZM156 236H157V235H156ZM257 236H256V237H257ZM256 237H254V238H256ZM251 239H253V238H251ZM150 240H151V238L148 239L147 241L143 242V240L141 239L140 242H141L142 244H144V243L146 244V243L149 242ZM248 240H250V239H248ZM248 240H246V241H248ZM240 248H241V247H240ZM240 248H239V249H240ZM255 250H256V249H255ZM238 251H239V250H238ZM253 251H254V250H253ZM234 260H235V259H234ZM234 260H233V261H234ZM233 261H232L231 263H227V262H217V263H227V264H232ZM207 264H215V263H207Z\"/></svg>",
  "mask_w": 264,
  "mask_h": 264
},
{
  "label": "built area",
  "instance_id": "7",
  "mask_svg": "<svg viewBox=\"0 0 264 264\" xmlns=\"http://www.w3.org/2000/svg\"><path fill=\"white\" fill-rule=\"evenodd\" d=\"M192 12V11H191ZM185 13H183V14H179V16L178 17H176V19L175 20H173V24H172V26H175V25H177V24H175V22H176V20L178 19V18H180V17H182L183 15H184ZM189 17H192V16H189ZM179 25V24H178ZM177 25V26H178ZM163 26V29L165 30V25H162ZM164 30L163 31H157L158 33L159 32H164ZM166 33H169V34H171L172 35V33H170L169 32V28H168V32H166ZM174 33V35H179L180 33H175V32H173ZM171 40V38H166V39H164L163 41H170ZM166 42V45L168 46V45H171V44H169V43H167ZM160 84V82L158 83V84H156V86L155 87H157L158 85ZM127 87H129L128 85H127Z\"/></svg>",
  "mask_w": 264,
  "mask_h": 264
}]
</instances>
